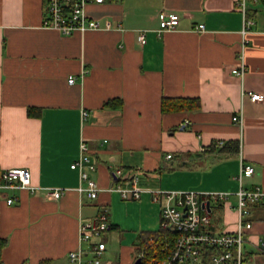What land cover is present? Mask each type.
Segmentation results:
<instances>
[{
	"label": "crops",
	"instance_id": "crops-1",
	"mask_svg": "<svg viewBox=\"0 0 264 264\" xmlns=\"http://www.w3.org/2000/svg\"><path fill=\"white\" fill-rule=\"evenodd\" d=\"M162 10L179 18L175 28L158 33ZM85 11L110 27L61 34L42 25L45 0H0V172L24 166L32 183L63 189L56 199L22 188L0 189L3 264H73L69 250L88 249L93 241H79L80 222L104 210L109 227L100 237L103 264L107 230H122L111 215L119 194L108 188L129 184L115 168L139 171L137 205L150 206L148 211L156 205L149 194L153 189L228 191L234 205L240 161L254 167L242 187L264 188V100L247 95L264 94V0L247 5L254 24L245 35L242 77L232 71L242 28L234 0H102L88 2ZM199 23L203 30L195 29ZM163 96L196 97L199 105L162 111ZM108 99L122 103L104 106ZM29 106L38 107V115H28ZM82 110L88 114L82 116ZM217 139L227 148L216 146ZM82 140L95 163L90 175L101 188L95 199L78 190V172L70 167ZM174 171L180 178L194 172L199 181L191 188L172 186ZM8 196L14 198L10 204ZM208 209L211 232L236 228L233 209L222 202H211ZM154 212L157 219V205ZM246 218L252 227L245 232L242 264H264V253L251 244L264 236V201L250 205ZM151 235L140 230L104 264H133Z\"/></svg>",
	"mask_w": 264,
	"mask_h": 264
},
{
	"label": "built area",
	"instance_id": "built-area-1",
	"mask_svg": "<svg viewBox=\"0 0 264 264\" xmlns=\"http://www.w3.org/2000/svg\"><path fill=\"white\" fill-rule=\"evenodd\" d=\"M91 1L102 0H45V16L42 20L44 27L57 29L61 34H69L75 29L84 30L88 28H109L108 22L100 25L98 20L87 15L85 6ZM260 0H234V7L242 15L241 48L237 56V64L232 71L243 76L246 70L243 48L246 43V32L251 29L254 19L247 15V5L249 2ZM159 27L157 32L175 28L178 22L177 13H158ZM203 24L195 26L196 30H203ZM144 30H140L138 39L145 41ZM68 82L74 80L73 75L68 76ZM247 95L252 101L264 100L261 92L247 91ZM82 116L88 112L82 110ZM241 125L242 118L236 114L232 117ZM187 119L182 121L183 124ZM224 140H215L216 146H223ZM241 143L239 141V147ZM171 154H166L170 157ZM70 167L78 172L79 191H85L88 197L95 199L101 190L98 183L91 177L90 173L95 169V163L91 159L89 147L85 141L79 145V154L70 163ZM139 171L128 168L123 172L121 168H115L113 173L118 176L128 178L129 184L121 186L116 184L109 187V190L118 192L122 199H138L142 194V189L137 184V173ZM254 172L251 164L240 161L235 178L238 188L235 191L236 202L234 205L229 202L228 191H198L193 189H153L149 190L150 199L159 205V230L155 237L150 236L145 244L154 240V246L158 250L146 252L144 247H140L135 259L139 258V264H242L244 258L245 232L250 230L252 222L247 219L249 207L264 201V188L255 186L252 189L242 187L241 181L244 176H249ZM26 189L31 194L44 193L46 196L58 198L63 192L62 188L43 187L32 183L30 171L24 166H11L0 172V189L7 188ZM13 196H8L6 202H13ZM211 202H222L225 207L233 209L237 214L236 228L232 231L211 232L208 229L210 223L209 205ZM109 227L107 213L102 210L92 219L80 222L78 226V239L80 242L91 241L89 248L84 249L78 246L69 250L67 257L73 264H99L105 249V242L100 239L103 232ZM158 238L157 240H155ZM258 252L264 253V236L257 237L251 242ZM212 247L213 251L204 257V250ZM88 252V253H87Z\"/></svg>",
	"mask_w": 264,
	"mask_h": 264
},
{
	"label": "rangeland",
	"instance_id": "rangeland-1",
	"mask_svg": "<svg viewBox=\"0 0 264 264\" xmlns=\"http://www.w3.org/2000/svg\"><path fill=\"white\" fill-rule=\"evenodd\" d=\"M163 172L166 171L163 169ZM194 175V172H186L184 175L186 177L180 178L174 171V175L169 177L170 185L182 188L194 187L199 181L193 178ZM118 200L119 203L111 210V215H113L119 222L122 230H107L108 234L106 237H104V239L106 238L105 241L107 244V252L102 259L103 264L111 263L114 259H116L119 252L120 243H131L132 241H135L137 239V232L140 230L148 229L150 232H157L159 230V214L158 218L156 219L154 212L156 205L159 207L158 203L156 205L151 203L152 207L154 208L151 211H148L150 206L147 205V207H144L137 205L138 199H122L119 196Z\"/></svg>",
	"mask_w": 264,
	"mask_h": 264
},
{
	"label": "trees",
	"instance_id": "trees-1",
	"mask_svg": "<svg viewBox=\"0 0 264 264\" xmlns=\"http://www.w3.org/2000/svg\"><path fill=\"white\" fill-rule=\"evenodd\" d=\"M122 101L120 99H108L106 100L103 105L104 106H115V105H121ZM199 105V101L198 98L196 97H166L163 96L162 100H161V109L162 111H181V110H188V109H193L196 108ZM39 108L38 107H34V106H29L27 107V114L28 115H38L39 113ZM233 149L237 147V142H233ZM224 146V148H223ZM221 149H225L227 148V143L226 145L224 144ZM235 148V149H236ZM115 224H111L110 227H115ZM156 232H152L153 237H155ZM158 238H156L155 240H157ZM148 239L142 241L141 246L145 248L146 252L150 253L153 250H158L157 246H154V240L152 242H149V244H145V241H147ZM6 240L1 238L0 239V256H1V249L4 246ZM211 251H213L212 247H208L207 249L204 250V257L206 258L205 260L207 261L208 258L207 256L211 253ZM0 264H3L0 258ZM24 264V263H22ZM36 264H48L47 260H41ZM203 264V263H202Z\"/></svg>",
	"mask_w": 264,
	"mask_h": 264
},
{
	"label": "water",
	"instance_id": "water-1",
	"mask_svg": "<svg viewBox=\"0 0 264 264\" xmlns=\"http://www.w3.org/2000/svg\"><path fill=\"white\" fill-rule=\"evenodd\" d=\"M139 262H140V259H139V258H136V259L134 260L133 264H139Z\"/></svg>",
	"mask_w": 264,
	"mask_h": 264
}]
</instances>
